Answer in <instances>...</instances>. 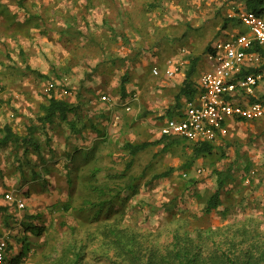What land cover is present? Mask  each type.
<instances>
[{"label": "rangeland", "instance_id": "rangeland-1", "mask_svg": "<svg viewBox=\"0 0 264 264\" xmlns=\"http://www.w3.org/2000/svg\"><path fill=\"white\" fill-rule=\"evenodd\" d=\"M94 1L102 9L94 12V18H89V25L93 31H102L103 38L110 42L108 48L111 50L107 56L119 58L130 50L129 53L133 55L137 51L136 45H141L137 58L141 64L143 54L151 50L146 64L179 56L183 61L181 71H184L189 57L197 56L200 71L206 66L204 53L207 45L228 30L227 27L222 29L224 21L242 6L244 0H122L123 9H118L123 14H117L115 0ZM156 1L158 5L151 6ZM84 2L86 4L87 1ZM102 5L111 10L106 13ZM104 17L109 20L104 21ZM96 19L101 23L97 24ZM230 22L233 23L228 20L227 26ZM111 24L127 33L128 41L123 42V47L104 31L110 30ZM87 50L90 54L98 51L93 44ZM126 65L115 70L113 83L115 81L116 85L118 73L128 68L130 83L139 93L137 100L131 103V110L125 111L124 107L115 106L106 114L107 111L96 109L103 115V119L97 118L96 127L101 129L110 125L112 130L107 131L106 138H97L100 140H96L97 146L90 157L84 158L78 153L75 164H69L70 168L62 177L61 192L54 201L55 192H50L46 187L48 190L42 188L40 191L41 197L34 198L39 200L37 204L30 200V205L25 204L24 208L18 210L19 215L23 216L29 206L36 209L33 215L39 217L32 222L36 221L45 229L40 236H35L24 234L23 229L15 224L10 234L13 248L7 262L20 251V239L25 235L29 250L19 264H68L75 254L80 256V264H105L102 251L98 253V243L105 238L102 233L104 227L108 230L109 225L114 227L118 221L122 226L133 223L152 242L168 241L171 238L169 229L176 226L173 220L180 217H184L191 228L244 222L248 228L257 227L259 236H264V116L254 121L234 123L225 136L214 142L216 149L213 154L195 159L187 169L184 164L191 155L190 142L179 141L167 149L162 148V144L148 146L138 152L132 165L124 170L129 156L122 150V143L125 140H155L154 129L150 126L159 121L166 105L173 102L176 91L173 86H168L165 92L154 94L155 82L147 67L137 65V62ZM95 66L93 76H110L114 70L108 61L81 65V80L86 79L84 69L89 72ZM65 78L70 85V75H65ZM257 93L264 99V83L260 84ZM102 94H108L106 89H98L95 96L98 98ZM116 111L120 115V122L114 125L113 114ZM146 111L150 112L145 115ZM22 157L20 155L19 159ZM227 167L231 168V174L221 190V205L211 214L205 215L202 212V199L216 188L213 171ZM169 168L173 169L168 177L152 179V175ZM129 180H132L137 190L134 193L126 190L119 199L114 198L110 216L106 217L105 212H101L93 218V212L87 209L83 211L87 208V205L82 204L84 199L98 198L99 194L94 188L103 189L105 184L119 187ZM12 193L15 195V192ZM16 193L19 196L26 194L20 189ZM128 193L130 195L127 197ZM175 196L177 200L174 203L172 200ZM122 199L124 202H120ZM40 204L44 207L41 208ZM165 205L169 210L164 209ZM111 215L115 222H112ZM14 217L12 214L8 223H16ZM108 253L113 255L111 250Z\"/></svg>", "mask_w": 264, "mask_h": 264}, {"label": "trees", "instance_id": "trees-1", "mask_svg": "<svg viewBox=\"0 0 264 264\" xmlns=\"http://www.w3.org/2000/svg\"><path fill=\"white\" fill-rule=\"evenodd\" d=\"M86 1L87 2L84 6L89 8L94 0ZM242 3L243 8L258 12V10H260V8L264 5V0H244ZM157 5V1L156 3H151V6ZM121 14H123V12ZM103 19L104 21L109 20L105 17ZM228 20L232 21L234 18L227 17L226 21H224L222 25V29L226 28ZM81 21L84 22L83 24L85 25L87 31L78 30L76 28V22L72 21L70 26L67 27L66 32L70 35L75 34V37L87 38V40L82 42L80 48H78L81 52V55H89L91 58L99 57L95 64L108 61L114 67V70L110 72V78L112 80L115 75V70L117 71L122 69L124 66H127L126 64L133 65L137 62V65L143 64L142 66L145 68L147 67L149 71L153 64H158L160 67L162 66V62L160 61H154V63L147 62V64L145 63L146 59L150 55L151 50H147L143 54L142 64L140 61H137L141 49L139 46L141 45H136L137 51L133 55L129 53L131 52L130 50L126 55H123L119 58L117 57L118 59L111 58L110 55L107 56L108 51L111 50L108 48V43L110 42H107L106 38H103L101 35L102 31H93L89 25V21L84 15L81 16ZM104 31H107L109 37L112 36L114 41H118V43H120L119 45L122 44L120 47L125 45L123 42L128 41V37L126 36L127 33H125L123 30H118L117 28L111 26L110 30ZM91 44H93V47L97 48L98 51H96V54H90L88 52L87 48L91 46ZM210 46L211 43L207 45L205 53L210 49ZM102 51L103 54H101ZM115 53L118 54L117 52ZM85 59L88 58L86 57ZM198 62L199 57H189L186 69L184 71H179L181 74L178 73L175 77H165L162 72L157 75L151 74L155 82L154 86H156L154 94L165 92L168 86H173L176 90L173 97V102L169 105H166L164 112L160 115L158 120H162L166 117L181 115L184 100L191 99L195 96L197 91V79L202 70H204V68H202L200 71L198 70ZM81 65L87 66L88 63L84 62L81 63ZM95 68L96 66L91 68V70L89 69V72L87 71L88 69H84L86 79L91 80V78L94 77L93 74ZM65 75H67V72L64 69L63 73H57V80L49 81L52 84V87L50 90L45 92V101L39 104L38 115L35 118L30 119V123L26 126L25 134L19 135L15 133L8 124L0 126V147L12 145L16 149L22 148L23 150H21L24 155L28 152L29 148H32L34 152L40 154L39 144L34 136L39 129L44 130L45 126L47 124H51L55 119L66 122L69 125V129L72 131V133L81 132L79 128H75L73 121L68 119L69 113L77 115L75 105L58 94L59 90L61 91L63 87H66L70 91L73 89L71 85L67 84V81L64 80ZM82 82L83 80L79 82L80 86L84 84ZM128 83H130L129 71L128 68H124L121 73H118L116 85L112 86V91H107V95L116 99L128 98L133 92H136L137 89L135 88L133 91H127L126 84ZM109 84L110 83H108V85ZM0 85L2 84L0 83ZM55 89H58V91L56 92ZM96 99L100 100V97ZM258 100L264 102V99L260 96L258 97ZM101 102L103 105L97 109L101 108V110L107 111L106 114H108L110 112L108 104L105 101ZM149 112L150 111H146L144 114L146 115ZM101 113V111L99 112L95 109V112L91 114L90 118L92 124L93 119L95 118V120H97ZM88 114L90 115V113ZM254 120L257 119H238V121L235 123H243ZM156 124L150 126L152 127L151 129H154L155 140H125L122 143V150L129 156V160L126 163L124 170L128 169L132 165L134 156L138 152L146 149L148 146L162 144V148L167 149L171 144H176L179 141H187L183 138L159 134L158 130L156 129ZM102 130L103 129H98L96 127V136L100 139L106 138V135L108 134L107 131L103 130L102 132ZM96 142L90 149H80L74 153L69 152V164H71V162L72 164H75L74 161L78 153L84 158L90 157L93 149L97 146ZM214 142H190L191 155L189 160H187L184 164V168H189L193 161L197 158L213 154L216 149ZM172 169L173 168H169L165 171L156 173L152 175V179L157 180L159 178L168 177L172 173ZM213 172L216 176V188L202 199V212L205 215L211 214L221 205V190L224 183H226V180L231 174V168L227 167L222 170L214 169ZM34 176L36 178L38 174H34ZM47 187L50 189L51 186ZM126 190H130L132 193L137 190V187L134 185L132 180H129L125 185L119 187H110L105 184L103 185V189H101V187L94 188V191L99 194L98 198L84 199L82 204L87 205V208L85 207L83 211L87 209L93 212V218H96L101 212H105L106 217L108 215L110 216L109 210L111 211L114 198L119 199L120 194ZM129 195L130 194L128 193L126 196L128 197ZM123 199L120 202H124ZM176 200L177 197L175 196L172 201L175 203ZM67 207L68 206H65V208ZM5 209V207H2V210ZM164 209L169 210V207L165 205ZM80 210L82 211V209ZM38 217L39 215L37 214L30 215L26 212V214L23 216L15 215V221L18 222V225L23 229L24 234L31 233L35 236H40L44 232V226L35 223L36 221L32 222L34 218L36 219ZM111 217L112 222H115L113 220V215H111ZM173 222L176 224V226L173 229H169L171 238L165 242H160L159 240H155V242L150 241L147 236L139 232L140 230L137 229L133 223H128L126 226H122L120 221H118V223L115 222L116 225L114 227L109 225L108 230L106 227H104L102 230L105 238L101 243H98V253L102 251L105 264H264V236H259L260 232L258 231L257 227L248 228L243 222L241 224L234 223L223 226L191 228L188 226L184 217L174 219ZM10 233L12 234L11 229ZM20 242V251L14 257H11L9 262L6 264H19L21 260L26 257L29 246L26 243L25 235L21 237ZM10 247L11 245H8V250ZM109 250L113 252V255L108 253ZM80 260V256L75 254L74 258L68 264H80Z\"/></svg>", "mask_w": 264, "mask_h": 264}, {"label": "crops", "instance_id": "crops-1", "mask_svg": "<svg viewBox=\"0 0 264 264\" xmlns=\"http://www.w3.org/2000/svg\"><path fill=\"white\" fill-rule=\"evenodd\" d=\"M115 3L116 12L122 13L123 11L120 10L123 9L122 0L119 2L115 0ZM84 4V0H0V56L2 57L0 83L4 87L3 104L0 107V126L8 124L15 133L25 134L30 119L38 115L39 104L45 101V89L51 84L49 81L57 80V73H63L65 69L70 75V85L73 89L65 94L59 90L58 94L75 105L77 115L69 113L68 119L73 121L75 128L81 130L79 133H72L66 122L55 119L51 124H47L44 130L39 129L34 136L39 144L40 154L34 152L32 148H29L24 155L22 148V150L16 149L12 145L0 147V213L2 216L0 234L13 227L15 229V224L18 222L8 223V220L12 214L19 215L18 210H21L16 208L15 203L4 198L6 192H15V195L25 204L30 205V200L35 201V204L39 202L34 198L42 196L40 192L42 188L46 191L47 186H51L49 191L55 192L52 199L54 201L61 192L62 177L70 168L68 153L90 149L98 138L96 125H94L98 119L94 118L93 124L90 120L95 109L103 105L99 99H96V91L100 88L112 91L115 81L113 83L109 75H97L91 80L84 79L82 82L84 84L80 86L79 82L83 78L79 75L81 63H96L99 57L91 58L89 55H81L78 48L87 38L70 35L66 29L72 21H75L78 30L87 31L82 24L81 16H86L89 21V18L96 16L94 12L102 9L95 1L89 8ZM102 6L106 13L111 10ZM96 21L97 24L101 23L97 19ZM232 21L233 23H229L231 26L235 20ZM230 25L226 27L233 28ZM111 26L115 27L112 24ZM85 56L88 59H85ZM73 77L76 80H72ZM126 89L133 91L135 86L128 83ZM55 91L57 92L58 89ZM133 93L139 95L138 92ZM112 99L115 104L113 107L108 105L109 109L121 106L127 98L112 97ZM99 117L103 119V115ZM97 128L100 129L99 126ZM101 129L112 130L110 125L103 126ZM20 155H23L22 159H19ZM34 174L38 176L35 178ZM19 189L26 194L22 193L19 196L16 193ZM40 205L41 208L44 207ZM2 207L6 209L2 210ZM15 210L17 213H12ZM34 210L36 209L29 206L27 213L32 215ZM13 219L16 220L15 217ZM9 245H11L9 248V254H11L13 248L11 237H9Z\"/></svg>", "mask_w": 264, "mask_h": 264}, {"label": "built area", "instance_id": "built-area-1", "mask_svg": "<svg viewBox=\"0 0 264 264\" xmlns=\"http://www.w3.org/2000/svg\"><path fill=\"white\" fill-rule=\"evenodd\" d=\"M229 16L235 20L233 28L215 38L205 53L206 67L197 79L195 96L184 100L181 115L155 123L159 134L190 142H214L225 136L238 119L253 120L264 116V102L258 100L256 92L264 83V5L258 12L239 7ZM182 64L179 56L168 57L161 67L153 64L150 73L162 72L165 77H175ZM51 87L49 84L45 90ZM3 92L0 85V107ZM61 92L65 94L68 89L63 87ZM137 98V93H132L121 106L130 111L131 103ZM100 99L109 106L115 104L107 94H102ZM118 120L119 114L114 113L113 124ZM4 198L15 203L18 209L25 206L12 192H6ZM10 234V230L0 234V264H6L9 258Z\"/></svg>", "mask_w": 264, "mask_h": 264}]
</instances>
